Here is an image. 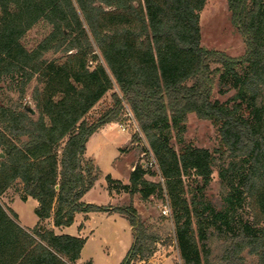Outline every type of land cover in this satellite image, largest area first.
<instances>
[{
    "label": "trees",
    "instance_id": "trees-1",
    "mask_svg": "<svg viewBox=\"0 0 264 264\" xmlns=\"http://www.w3.org/2000/svg\"><path fill=\"white\" fill-rule=\"evenodd\" d=\"M207 1L0 0V199L16 188L23 202L38 203V224L26 229L0 201V264H79L87 239L54 229L100 212L119 214L133 230L120 264L148 263L158 230L132 205L84 201L100 178L87 144L128 112L140 133L132 142L145 140L163 184L139 165L128 185L108 176L109 194L167 199L182 264H248L245 253L264 264V0H228L246 47L238 58L202 45ZM39 24L48 32L29 50L23 40ZM32 84L36 116L25 110ZM216 89L232 95L214 101ZM109 92L112 105L89 121ZM190 115L218 129L216 151L176 150ZM216 166L225 190L219 209L207 199Z\"/></svg>",
    "mask_w": 264,
    "mask_h": 264
},
{
    "label": "rangeland",
    "instance_id": "rangeland-1",
    "mask_svg": "<svg viewBox=\"0 0 264 264\" xmlns=\"http://www.w3.org/2000/svg\"><path fill=\"white\" fill-rule=\"evenodd\" d=\"M200 25L201 42L205 48L224 52L234 58L244 55L245 43L241 34L232 25L228 0H208L201 13ZM47 32V27L39 24L26 35L23 40L24 45L29 50L34 49L43 40ZM56 57L59 56L50 54L47 58L54 59ZM34 86L35 84H32L29 88L25 103L36 111L32 100ZM112 95L113 92H109L90 112L87 116L89 121L98 119L112 105ZM231 95H223L219 89H216L213 99L214 101L225 102ZM126 117L122 124L105 126L101 133L94 134L87 144L86 157L94 161L99 168L100 178L95 187L86 194L85 202L103 207H127L132 205L146 226L160 232L161 240L147 264H182L174 239V226L171 216L163 213L167 199L163 200L152 196L148 200H143L139 194L130 196L122 191L109 194L106 180L108 176L122 182L124 185H128L130 174L139 165L148 171L146 176L148 181L163 184L159 169L150 167L149 147L145 140L132 142L133 136L140 133L133 117L131 115ZM172 143L176 150L190 144L214 152L221 146V139L218 129L209 121L201 120L196 115H190L186 132L183 135V144L178 143L175 138H173ZM218 173L219 166H216L213 181L207 190V199L219 209L222 205L221 200L225 190ZM0 201L7 208L10 205L13 212L19 216L18 220L22 225L34 227L38 222L35 215L37 202L34 200L23 202L16 188L10 189ZM87 220L83 214H78L71 227L55 228V233L57 235L76 236L80 232V226L84 224L82 236L87 239V243L79 264H85L90 260L94 264H120L134 242L133 230L128 220L119 214L105 212L90 214ZM48 223H51V221ZM220 245L221 243L217 241L212 244L213 256L220 254ZM244 257L248 264H257V260L248 253H245Z\"/></svg>",
    "mask_w": 264,
    "mask_h": 264
},
{
    "label": "built area",
    "instance_id": "built-area-1",
    "mask_svg": "<svg viewBox=\"0 0 264 264\" xmlns=\"http://www.w3.org/2000/svg\"><path fill=\"white\" fill-rule=\"evenodd\" d=\"M127 115H131V113L128 112ZM148 152L150 154V167H155L156 169H158V165H157L156 160L154 159L152 153L149 150H148ZM163 213H164V215L171 216V209H170V206L168 203L166 204V207H165V210Z\"/></svg>",
    "mask_w": 264,
    "mask_h": 264
},
{
    "label": "crops",
    "instance_id": "crops-1",
    "mask_svg": "<svg viewBox=\"0 0 264 264\" xmlns=\"http://www.w3.org/2000/svg\"><path fill=\"white\" fill-rule=\"evenodd\" d=\"M98 133H101V130L98 132ZM104 134H106V133H104ZM17 200V199H16ZM15 200V201H16ZM33 199H31V198H29L28 199V201L27 202H30V201H32ZM14 201V202H15ZM35 201V200H34ZM84 201H85V197H84ZM37 206H38V203H37ZM9 209H11L12 211H13V209L10 207V205H9ZM19 217V216H18ZM89 217V216H88ZM86 221H88V220H86ZM38 224V222L35 224V226ZM20 225L23 227V228H26V229H33L34 227H27V226H24V225H22L21 223H20ZM84 225V224H83ZM84 228V227H83ZM83 235V230L82 231H80V232H78V234L76 235V236H80V237H83L82 236ZM126 256V255H125Z\"/></svg>",
    "mask_w": 264,
    "mask_h": 264
},
{
    "label": "water",
    "instance_id": "water-1",
    "mask_svg": "<svg viewBox=\"0 0 264 264\" xmlns=\"http://www.w3.org/2000/svg\"><path fill=\"white\" fill-rule=\"evenodd\" d=\"M25 110L31 115V116H36V111L32 109L29 105L25 106ZM4 155L0 154V159H3Z\"/></svg>",
    "mask_w": 264,
    "mask_h": 264
}]
</instances>
